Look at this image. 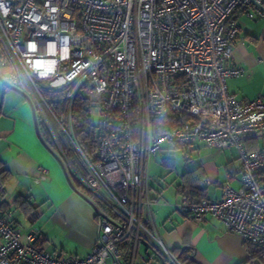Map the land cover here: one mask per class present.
Wrapping results in <instances>:
<instances>
[{
	"label": "built area",
	"instance_id": "2783aa9c",
	"mask_svg": "<svg viewBox=\"0 0 264 264\" xmlns=\"http://www.w3.org/2000/svg\"><path fill=\"white\" fill-rule=\"evenodd\" d=\"M236 12L264 21V0H0L3 91L30 103L98 224L86 256L62 257L35 245L38 233L21 232L0 208V264H182L142 211L152 204L151 157L164 143L194 141L234 147L240 183L223 182L215 200L181 194L176 209L196 220L209 215L264 248V149L243 144L264 134V101L237 100L226 84L244 73L228 64ZM79 93L98 111L93 162L73 132ZM167 114L188 120L154 133L153 120Z\"/></svg>",
	"mask_w": 264,
	"mask_h": 264
},
{
	"label": "crops",
	"instance_id": "0c3cea01",
	"mask_svg": "<svg viewBox=\"0 0 264 264\" xmlns=\"http://www.w3.org/2000/svg\"><path fill=\"white\" fill-rule=\"evenodd\" d=\"M235 15L239 30L228 64L242 66L244 73L227 78V89L240 101L257 96L264 101V21L250 19L241 12ZM243 144L248 150L264 149V134L244 137ZM176 149L185 150L181 172L169 171L160 179H151L148 166L147 192L152 204L149 212L143 209V221L156 229L171 250L191 245L201 264H246L251 257L239 235L227 231L223 223L209 215L196 220L174 205L182 193L191 190L196 192L189 194L193 199L215 200L220 198L223 182L239 186L236 149L218 150L194 141L182 147L164 143L158 154L167 151L170 155ZM172 161L170 156L162 158L164 164L173 165ZM0 166L9 171L4 194H0V208L3 206L10 223L23 233L37 232L35 245L56 255L64 257L68 251L69 255L86 256L97 240L95 209L74 189L59 159L39 138L32 108L24 95L16 89L3 91L1 74ZM170 187L173 193L166 196ZM18 195L36 207L37 217L44 220L40 227L30 226L28 220L35 221L32 211L26 208L27 203L14 202ZM49 223L53 228L43 233ZM59 232L65 239L60 247L53 236Z\"/></svg>",
	"mask_w": 264,
	"mask_h": 264
},
{
	"label": "trees",
	"instance_id": "16d2710c",
	"mask_svg": "<svg viewBox=\"0 0 264 264\" xmlns=\"http://www.w3.org/2000/svg\"><path fill=\"white\" fill-rule=\"evenodd\" d=\"M131 119L132 129L135 133L138 126L137 115L135 112ZM187 120L188 118L183 115L167 114L164 118L153 120V131L154 133L164 132L176 127L177 125ZM72 126L78 146L91 162L95 161V150L98 137L97 127L93 122L91 109L88 107L87 102L85 101L81 93L78 94L73 108ZM43 133L44 134H42V137L45 142V146L48 147L52 151V153L59 159L58 153L56 152V147L51 143L50 135L45 130H43ZM8 173L9 171L7 168L0 166V194H4V181L7 178ZM72 186L90 202L89 194L87 192L81 191L79 185L74 182H72ZM191 192L195 191L191 190L187 195H189ZM14 202H16L18 205L27 203L28 205L26 206V208L31 209L30 211H32V219L37 218L38 214L36 211V207L29 204L27 199L23 198L21 195H18L16 196ZM2 207L3 206H1V208ZM245 245L248 250V258L251 257L249 258L250 261H246V264H264V248L254 246L248 241H245ZM172 252L177 256L182 264H201L195 259L194 248L191 245H184L182 247L175 248L172 250Z\"/></svg>",
	"mask_w": 264,
	"mask_h": 264
},
{
	"label": "rangeland",
	"instance_id": "374dc122",
	"mask_svg": "<svg viewBox=\"0 0 264 264\" xmlns=\"http://www.w3.org/2000/svg\"><path fill=\"white\" fill-rule=\"evenodd\" d=\"M0 69H1V63H0ZM92 119H93L94 124L96 125L98 122V111H97V109L92 110ZM41 133L44 134L43 128L41 129ZM183 151H185V150L176 149L170 155H168L167 151H162L163 153H160V154L157 153L156 155L152 156L150 159V162H149L150 163L149 164V173L151 175V179H155L157 177H158V179H160L162 177V175L167 174L169 171H172L174 173L181 172L184 169V158H183L184 153H183ZM165 156H170L172 158L173 165H168L166 163L165 164L162 163V158ZM75 160H76V164L78 165V167L81 168V163L77 159H75ZM170 193H173V188H171V187L167 188L166 196L169 195ZM95 204H97L98 207H101V205L97 201L95 202ZM43 221L44 220L41 217L35 218V221L34 220L33 221L28 220L30 226H35L36 228L40 227V225L43 223ZM96 224H97V220H96ZM50 227H52V223H49V225L44 227V231H42V232L44 233ZM53 236H54V238H56V243L60 247L63 244V242L65 241L64 235H62L59 232L58 234H55ZM67 252L68 251H66V253H64V256L69 255V253H67Z\"/></svg>",
	"mask_w": 264,
	"mask_h": 264
},
{
	"label": "water",
	"instance_id": "95a60500",
	"mask_svg": "<svg viewBox=\"0 0 264 264\" xmlns=\"http://www.w3.org/2000/svg\"><path fill=\"white\" fill-rule=\"evenodd\" d=\"M33 116H34V114H33ZM34 119H35V117H34ZM35 127H36V131H37V133H38L39 138L41 139V141H42L43 143H45L44 140H43V137H42V135H41V133H40L39 126H38V124H37V122H36V119H35ZM59 161H60V160H59ZM60 163H61V165H62V162H61V161H60ZM62 167H63V165H62ZM63 168H64V167H63Z\"/></svg>",
	"mask_w": 264,
	"mask_h": 264
}]
</instances>
